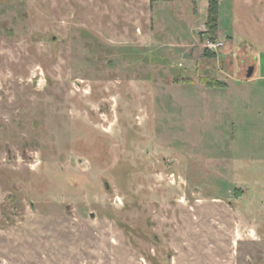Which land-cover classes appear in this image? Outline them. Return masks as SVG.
Segmentation results:
<instances>
[{
	"label": "rangeland",
	"instance_id": "rangeland-1",
	"mask_svg": "<svg viewBox=\"0 0 264 264\" xmlns=\"http://www.w3.org/2000/svg\"><path fill=\"white\" fill-rule=\"evenodd\" d=\"M0 264H264V0H0Z\"/></svg>",
	"mask_w": 264,
	"mask_h": 264
},
{
	"label": "water",
	"instance_id": "water-1",
	"mask_svg": "<svg viewBox=\"0 0 264 264\" xmlns=\"http://www.w3.org/2000/svg\"><path fill=\"white\" fill-rule=\"evenodd\" d=\"M252 72H253V66H249L248 69H247L246 76L247 77L251 76Z\"/></svg>",
	"mask_w": 264,
	"mask_h": 264
},
{
	"label": "trees",
	"instance_id": "trees-1",
	"mask_svg": "<svg viewBox=\"0 0 264 264\" xmlns=\"http://www.w3.org/2000/svg\"><path fill=\"white\" fill-rule=\"evenodd\" d=\"M213 14V12H211ZM213 16V15H212Z\"/></svg>",
	"mask_w": 264,
	"mask_h": 264
}]
</instances>
